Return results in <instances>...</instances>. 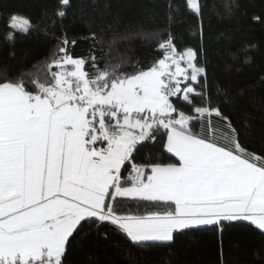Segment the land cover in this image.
Returning <instances> with one entry per match:
<instances>
[{"label":"snow or ice","instance_id":"6c2138e0","mask_svg":"<svg viewBox=\"0 0 264 264\" xmlns=\"http://www.w3.org/2000/svg\"><path fill=\"white\" fill-rule=\"evenodd\" d=\"M70 6L58 0L61 25ZM184 7L202 36V4ZM226 7L231 14L239 5ZM168 9L171 22L180 6L169 0ZM56 23L0 11L4 43L36 31L56 40L44 62L18 71L0 65V264H68L90 235L119 237L113 244L129 259L133 248L170 247L190 232L218 234L221 252L230 228L264 235V149L245 147L223 110L244 91L217 88L215 100L208 91L205 50L179 51L169 26L167 39L161 31L116 34L106 58H74L77 41L57 37ZM90 38L103 44L95 32ZM137 38L158 39L162 58L145 67L120 51ZM214 119L225 131L209 139L203 129ZM146 143L159 147L138 159ZM129 202L145 210L122 209Z\"/></svg>","mask_w":264,"mask_h":264},{"label":"trees","instance_id":"16d2710c","mask_svg":"<svg viewBox=\"0 0 264 264\" xmlns=\"http://www.w3.org/2000/svg\"><path fill=\"white\" fill-rule=\"evenodd\" d=\"M203 8V34L201 36L196 16L184 7V0H173L180 6L174 19L168 18L169 0H71L66 17L61 22L55 16L58 0H0V11L19 12L31 18L34 24H48L57 20L55 35L67 33L75 39L69 54L74 58L108 56V42L116 34L162 32L167 39L171 28L174 45L179 51L191 47L206 52L208 91L216 98L217 88L230 89L232 93L243 90L244 95L224 107L233 125L239 130L244 146L260 154L264 149V0H199ZM238 4L229 14L226 5ZM49 13L44 17V11ZM103 25V32L101 26ZM111 25L109 28L108 26ZM2 31V29H0ZM92 32L103 36V44L90 38ZM157 40L140 38L122 43L120 51L129 53L147 67L162 58ZM56 40L36 31L29 36L18 37L13 45L0 39V65H10L13 70L28 69L37 62H44L54 51ZM14 53V56L12 55ZM245 58L250 60L245 64ZM87 67V65H86ZM175 99V98H174ZM198 105L199 100L195 101ZM179 108L186 114L194 109L186 102ZM196 130L201 132L197 125ZM225 129L213 123L203 129L209 139L220 137ZM158 144L146 143L139 158L154 153ZM132 212L145 210L134 203L122 205ZM153 211H163L162 208ZM247 224V222H243ZM109 240L90 235L74 246L68 264H264V235L254 226L233 227L223 234L222 252L220 237L211 231L190 232L181 235L170 247H158L147 251L131 249L132 259L126 258ZM122 247L126 245L121 242Z\"/></svg>","mask_w":264,"mask_h":264}]
</instances>
